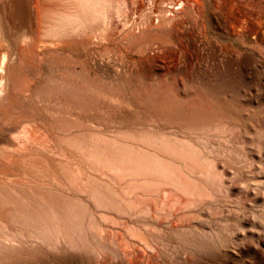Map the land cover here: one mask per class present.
I'll use <instances>...</instances> for the list:
<instances>
[{
	"label": "rangeland",
	"instance_id": "obj_1",
	"mask_svg": "<svg viewBox=\"0 0 264 264\" xmlns=\"http://www.w3.org/2000/svg\"><path fill=\"white\" fill-rule=\"evenodd\" d=\"M0 2V264H264V0H138L54 47Z\"/></svg>",
	"mask_w": 264,
	"mask_h": 264
},
{
	"label": "bare ground",
	"instance_id": "obj_2",
	"mask_svg": "<svg viewBox=\"0 0 264 264\" xmlns=\"http://www.w3.org/2000/svg\"><path fill=\"white\" fill-rule=\"evenodd\" d=\"M136 2L138 0H30L33 10L39 15V38L45 47H54L63 41L86 38L98 41L107 35H117V31H120L117 25L119 22L124 28H131L128 10L129 5H135ZM20 4L28 10L26 1ZM10 25L8 6L0 2V38L7 43L0 62V93L8 90V68L21 48L17 45L15 31ZM141 31V27L135 24L132 34Z\"/></svg>",
	"mask_w": 264,
	"mask_h": 264
}]
</instances>
